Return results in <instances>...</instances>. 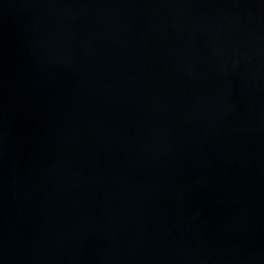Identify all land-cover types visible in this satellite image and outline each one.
I'll use <instances>...</instances> for the list:
<instances>
[{"label":"water","instance_id":"1","mask_svg":"<svg viewBox=\"0 0 264 264\" xmlns=\"http://www.w3.org/2000/svg\"><path fill=\"white\" fill-rule=\"evenodd\" d=\"M0 264H264V0H0Z\"/></svg>","mask_w":264,"mask_h":264}]
</instances>
